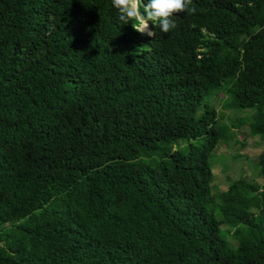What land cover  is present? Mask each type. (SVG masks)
Instances as JSON below:
<instances>
[{
	"label": "trees",
	"instance_id": "trees-1",
	"mask_svg": "<svg viewBox=\"0 0 264 264\" xmlns=\"http://www.w3.org/2000/svg\"><path fill=\"white\" fill-rule=\"evenodd\" d=\"M191 7L151 38L111 0H0V264H264V182L213 190L205 101L264 141V0Z\"/></svg>",
	"mask_w": 264,
	"mask_h": 264
},
{
	"label": "rangeland",
	"instance_id": "rangeland-1",
	"mask_svg": "<svg viewBox=\"0 0 264 264\" xmlns=\"http://www.w3.org/2000/svg\"><path fill=\"white\" fill-rule=\"evenodd\" d=\"M230 100L231 97L226 95L224 85L212 90L205 97V101L217 111L216 127L224 132V136L219 140L209 159L215 186L213 190L218 192L225 190L230 182L242 177L248 180L255 179L259 184L264 182L263 178L257 176L256 169L258 156L264 152V141H261L258 136H253L247 125L254 110L227 106ZM239 123L243 124L238 126ZM181 141L184 145L188 144L186 140H180L181 145ZM193 142L199 144L201 139ZM174 146L177 148L178 144ZM215 214L220 217L218 209ZM221 228L226 230L228 225L223 222ZM225 236L231 243H235L226 231Z\"/></svg>",
	"mask_w": 264,
	"mask_h": 264
},
{
	"label": "clouds",
	"instance_id": "clouds-1",
	"mask_svg": "<svg viewBox=\"0 0 264 264\" xmlns=\"http://www.w3.org/2000/svg\"><path fill=\"white\" fill-rule=\"evenodd\" d=\"M111 5L123 25L131 22L137 33L151 38L157 33L150 29V23L163 34H168L176 27V14L195 12V8L191 7L192 0H149L146 5L143 0H111Z\"/></svg>",
	"mask_w": 264,
	"mask_h": 264
}]
</instances>
